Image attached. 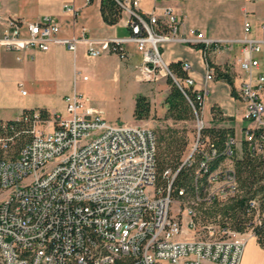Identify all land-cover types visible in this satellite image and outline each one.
Wrapping results in <instances>:
<instances>
[{
  "label": "built area",
  "instance_id": "obj_1",
  "mask_svg": "<svg viewBox=\"0 0 264 264\" xmlns=\"http://www.w3.org/2000/svg\"><path fill=\"white\" fill-rule=\"evenodd\" d=\"M116 1L128 35L96 39L82 28L65 40L66 47L76 52L87 42L90 56L115 54L125 61L134 46L141 54L140 81L171 75L183 89L164 58L165 43L199 46L207 60L206 80L216 78L209 65L211 54L231 51L239 43L235 62L244 72L237 94L244 103L243 136L257 152H264V73L259 57L264 37L253 35L251 20L244 21L243 38L215 39L197 28L183 32L182 21L169 5L157 14L144 10L142 0ZM260 28L264 34V22ZM60 29L50 15L34 21L0 18V46L21 59L26 51L48 50ZM191 67L183 61L184 84L204 103L206 92L195 88ZM64 100L65 113L44 117L36 109L21 114L17 119L30 123V140L16 155L0 159V186L8 193L0 202L1 264H241L253 232L201 218V201H224L236 192L235 137L219 160V148L202 139L207 124L191 101L195 142L178 169L164 171L168 183L160 186L154 128L108 121L77 87ZM2 129H9L6 122ZM14 142L0 135L3 148ZM183 165L195 166L193 194L174 185ZM251 204L257 207L258 201L252 199Z\"/></svg>",
  "mask_w": 264,
  "mask_h": 264
},
{
  "label": "crops",
  "instance_id": "obj_2",
  "mask_svg": "<svg viewBox=\"0 0 264 264\" xmlns=\"http://www.w3.org/2000/svg\"><path fill=\"white\" fill-rule=\"evenodd\" d=\"M149 2L150 7L146 9L142 0V8L146 11L155 10L157 14H162L165 6H171L182 21L183 32L192 27L200 29L210 38L240 39L245 34L244 21L248 17L253 24V35L264 37L260 28L261 23L264 22V0H161L158 2L149 0ZM67 6H73L74 10L68 9ZM45 15L54 17L61 26L58 40L52 42L48 50H29L18 59L15 52L0 46V119L4 121L17 119L25 109L46 108L51 116L65 112L64 97L71 94L75 87L80 90L81 84L85 85L89 77L83 75L88 77L84 80L81 70L88 67L94 74L119 73L129 83L125 91L127 106H121L115 116L106 115L101 109L108 121L146 126L147 119L134 117L135 99L140 93L150 98L151 115L156 111L155 107L159 116L165 115L167 106L164 100L169 91L167 76L163 75L155 82L140 81L138 66L141 63V54L134 46H130L128 60L123 61L115 54L90 56L87 52V42H81L76 52L69 50L65 45V40L78 35L82 28L87 29L89 37L96 39L126 36L130 33V29L126 25L125 16L115 24L106 22L101 11V0H0L1 19L17 17L34 21L42 19ZM240 51L241 45L236 43L233 50L220 54L213 53L210 57V60L222 70L230 69L229 73L234 79L237 94L244 77V72L235 62ZM163 53L169 64L179 60L191 63L189 75L195 80V88L206 92L202 109L204 123L210 124L213 120L211 106L215 104L225 116L234 117V120L224 121L220 123L221 125H231L235 129V134L236 126L241 125L243 131L246 123L243 119L244 103L238 95L237 97L233 95L232 85L227 81L217 78L206 80L207 60L200 48L172 41L164 44ZM259 57L261 71L264 73V44ZM88 61L91 66L86 64ZM77 74L78 79L75 82ZM23 86H28L29 91L21 92ZM159 88L162 90L161 93ZM56 102L63 103V107L57 106ZM205 109L209 110V119L204 117ZM241 264H264V247L258 243L254 234L247 239Z\"/></svg>",
  "mask_w": 264,
  "mask_h": 264
},
{
  "label": "trees",
  "instance_id": "obj_3",
  "mask_svg": "<svg viewBox=\"0 0 264 264\" xmlns=\"http://www.w3.org/2000/svg\"><path fill=\"white\" fill-rule=\"evenodd\" d=\"M101 11L105 21L110 24L117 23L122 17L121 8L116 0H101ZM182 63L183 61L179 60L169 64V68L175 74L183 89L171 75H168L167 82L170 87L164 100L167 106L164 119L179 121L195 118L191 101L194 103L199 115H202V100L197 98V93L192 86L184 84L187 73L183 70ZM209 65L215 68L217 79L227 81L232 85V93L237 97L232 75L227 71H223L211 60H209ZM39 110L44 117L50 116L46 108H39ZM33 111L34 109H25L22 114H29ZM151 111L150 98L145 94H138L135 99L134 117L136 119H148L151 116ZM211 113L213 121L217 122L218 125H205L201 131L202 139H207L215 144L221 152L219 160H223L225 158L224 147L231 137H235V129L232 126H223L220 123L234 120V117L225 116L215 104L211 106ZM4 122L9 127L6 132H3L2 129ZM29 129L30 123L23 120L9 119L4 121L0 119V135L4 134L6 137H13L15 140L14 144L9 145L8 148H3L0 144V159L7 156L5 154L12 146L15 149L13 152H9L8 156L18 153L20 148L30 140ZM187 146V138L180 134L177 129L171 128L161 132L159 136L157 134L158 185H167L168 179L163 175L164 171L169 167L176 170L181 166ZM232 158L235 168L236 192L224 201L218 199H214L210 203L201 201V218L222 226H229L239 232L252 231L257 237L258 243L264 247V152H257L243 136L241 155L234 146ZM194 171L195 166L183 165L176 175L174 185L184 187L189 194H193L195 190ZM252 199L258 201L257 207L252 206Z\"/></svg>",
  "mask_w": 264,
  "mask_h": 264
},
{
  "label": "rangeland",
  "instance_id": "obj_4",
  "mask_svg": "<svg viewBox=\"0 0 264 264\" xmlns=\"http://www.w3.org/2000/svg\"><path fill=\"white\" fill-rule=\"evenodd\" d=\"M149 4H150L149 0H144L143 5L144 7H146V9L150 7ZM86 64L91 66V63H89V61ZM81 71H82L81 75L82 76L87 75L89 77V80L86 81L85 85L81 84L80 90L83 91L86 96L90 97L96 106H98L100 109H103L104 112H106V115L115 116L117 115L121 106L128 105L125 91L128 88L129 83L124 76H122L119 73L94 74L92 72V69H90L89 67L88 69H82ZM155 88H153V90ZM20 91L27 92L29 91V87L23 86L20 89ZM161 91L162 90L160 89L159 92L161 93ZM56 105L63 107V103L56 102ZM159 108H160V104H159ZM155 109L156 111L154 112V114H152L145 121L147 122L145 123V125L154 128L158 136L159 134H161V132H164L171 128L179 130V133L183 134L188 140V146L183 156V159H185L188 156L189 152L191 151V148L196 139V124H197L196 119L191 118L189 120H179V121H174L172 119H164V115L161 114L162 116H159L157 114L158 112L157 107H155ZM63 113L65 112L63 111ZM204 117L207 119L210 118L208 109L204 110ZM208 125H218V123L212 120L211 123ZM235 138L237 140L236 148L239 152V155H241V141L243 138V131L241 130V125L236 126ZM14 149L15 147L12 146L11 149L9 148L10 151L8 150L5 155L8 156L9 155L8 153L13 152ZM7 195H8L7 191L3 190L0 186V202L4 200L7 197Z\"/></svg>",
  "mask_w": 264,
  "mask_h": 264
}]
</instances>
